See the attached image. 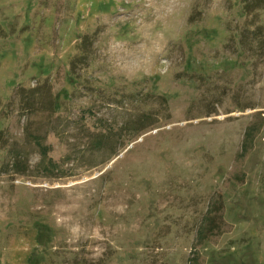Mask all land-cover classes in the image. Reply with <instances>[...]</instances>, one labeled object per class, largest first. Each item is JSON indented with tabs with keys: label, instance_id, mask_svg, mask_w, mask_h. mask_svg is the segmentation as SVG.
<instances>
[{
	"label": "rangeland",
	"instance_id": "obj_1",
	"mask_svg": "<svg viewBox=\"0 0 264 264\" xmlns=\"http://www.w3.org/2000/svg\"><path fill=\"white\" fill-rule=\"evenodd\" d=\"M257 1L0 0V264H188L217 192L228 231L203 264H264ZM44 84L63 172H42L33 146L17 173L21 101L43 105L21 90Z\"/></svg>",
	"mask_w": 264,
	"mask_h": 264
},
{
	"label": "trees",
	"instance_id": "obj_2",
	"mask_svg": "<svg viewBox=\"0 0 264 264\" xmlns=\"http://www.w3.org/2000/svg\"><path fill=\"white\" fill-rule=\"evenodd\" d=\"M257 2V6H264V0H258ZM245 9L248 10L249 5L246 4ZM25 92L30 93L33 96L39 94L43 105L40 108L36 106V102L29 99H22L21 101L22 108L27 116L24 127V142H27V144L22 146V151L21 148L20 150L16 148V151H14L11 157V160H13L12 168L17 173L26 172L30 166L27 153L32 150L34 146L35 152L39 153L41 156L39 167L42 168V172L48 175H55L56 172H63L60 164L49 155L51 146L44 141L47 135L51 133V130H54L57 127L52 121L53 116L57 112L56 94L52 90L51 85L45 84L36 88L21 90V93ZM86 110L88 111L89 109ZM39 111L42 112L40 115H38ZM261 124H255L253 122L246 128L242 141V155L247 154L252 149L258 132L261 129ZM3 144L8 147V140L4 137L3 132H1L0 146ZM227 231L228 228L224 219L222 193L217 192L216 195L211 198L209 207L198 227L196 238L189 255L188 264H203L200 247L206 242L219 238Z\"/></svg>",
	"mask_w": 264,
	"mask_h": 264
}]
</instances>
